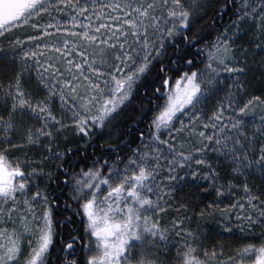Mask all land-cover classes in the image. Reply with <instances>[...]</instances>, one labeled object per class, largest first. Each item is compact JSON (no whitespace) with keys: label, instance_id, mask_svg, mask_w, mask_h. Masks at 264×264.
Wrapping results in <instances>:
<instances>
[{"label":"snow or ice","instance_id":"6c2138e0","mask_svg":"<svg viewBox=\"0 0 264 264\" xmlns=\"http://www.w3.org/2000/svg\"><path fill=\"white\" fill-rule=\"evenodd\" d=\"M211 2L0 0V264H172L173 257L158 254L170 247L175 264H212L217 253L186 226L191 217H176L171 229L159 218L184 187L195 198L200 181L218 197L243 188L247 207L256 210L244 219L264 224V107L256 111L264 94L245 101L247 53L238 66L245 50L237 44L250 23L253 59L264 53V0H214L218 9L207 23ZM225 16L230 23H218ZM24 28L36 34L19 35ZM50 30L60 35L42 44L38 36L52 37ZM41 48L61 53L63 70L51 57L45 67ZM258 67L264 73V59ZM128 110L139 117L97 154L93 138L111 137ZM64 131L78 138L75 147L53 151ZM24 146L43 147L47 157L33 166L14 151ZM46 159L59 162L56 187L61 195L68 189L75 208L68 199L61 208L38 182ZM252 177L261 181L256 194ZM64 212L70 215L60 220ZM61 224L82 226L88 242L70 232L56 249ZM169 231L180 239L170 241ZM228 261L264 264V232L258 245L245 244Z\"/></svg>","mask_w":264,"mask_h":264},{"label":"trees","instance_id":"16d2710c","mask_svg":"<svg viewBox=\"0 0 264 264\" xmlns=\"http://www.w3.org/2000/svg\"><path fill=\"white\" fill-rule=\"evenodd\" d=\"M218 9V5L214 2H211L210 7L208 8V17L206 18L207 23H211L212 17L216 15V11ZM232 19H235L233 17ZM218 23H225L229 24L230 21L228 20V17L225 16L223 21H219ZM198 28L206 27V24L204 22L197 25ZM244 29L247 30V34L243 35L241 39L238 41V45H242L245 51H242L238 53L240 66H243L245 53H247V73L244 76H241L240 79L243 80L247 84V94L244 96L245 99H248L250 95H262L264 94V73L260 70L258 65L260 64V61L264 59V53H261L260 55L255 56V59H253V54L256 52V49L254 48L253 44L250 43L251 41V27L246 26ZM253 33V32H252ZM0 74H3V68L0 67ZM32 87L34 86V81L32 82ZM134 104L136 101L133 102ZM140 113L128 110V114L126 117H118V120H123V123L120 124L119 127L112 130V136L111 137H105V140L102 142L100 140L94 139V145L96 148L97 154H99V145L101 143H104L105 146L110 143H117L115 137L118 134L123 133L124 128L126 125L129 124L130 120L135 117H139ZM141 128L144 127L143 124L140 125ZM68 141L64 143L63 150L66 148H74L77 142V138L74 136H68ZM82 148H86L88 153L91 154L93 152V145H83L81 143ZM135 147V145H133ZM59 162L54 161L52 166L49 164L51 168H47L49 172L51 173V180H49L50 184H48V188L52 191V194L55 196H58L60 199V207L63 208V202L65 199H68V202L72 205L73 208L76 207V204L74 201L69 199L70 193L68 189L63 190V195H61V190L56 187V175L58 172V168L55 166ZM250 186L253 187V194H256L261 186V181L258 177H252L250 178ZM201 184V191L198 195L193 198L191 192L192 190L189 187H184L180 192L176 193L174 196V199L172 201V206L166 208V211L162 214H160V221L161 225L163 227H166L168 229L172 228L173 222L176 217L183 216L187 214V216L191 217L190 221H185V224L188 228L197 230L198 235L200 236L203 244L206 246L208 251H212L213 249L217 253V257L212 258V264H229L228 257L234 256L237 252V250L241 247H243L245 244H259V237L262 232H264V224L261 225H255L257 231L256 233H252L250 235H243L242 233H234V232H228L224 229H222V225L225 224L226 214H225V200L227 199L226 196L218 197L215 193V190L209 187L207 183L204 181H200ZM207 188V191L205 192L204 189ZM238 189V188H237ZM243 190V188H240ZM225 197V198H224ZM260 199H264V196L260 197ZM181 204H187V205H194V208H182L180 207ZM208 205H211V209L208 207ZM201 212L203 214H201ZM66 216L70 215L68 212H64ZM65 216L60 215L58 218L60 220H63ZM75 219H79V217H76ZM80 225H73V224H61L56 227V233L57 235L54 238V244L55 248L58 249L61 246L62 239L66 242L69 233L71 232L73 235L79 234ZM64 229V234L62 235L61 232ZM78 230V232H77ZM83 237V240L85 243L88 242V238L86 236H83V231L81 235ZM168 238L170 241H177L180 238L175 236L174 232L169 231L168 232ZM163 247L162 245L160 246ZM155 251V250H154ZM222 253V255H221ZM161 258H165L167 256L173 257L172 264H175V254L176 249L171 248L167 251H161L158 253ZM52 255H56V250L54 249L52 251ZM154 259L155 257H150ZM200 258L203 259V253L201 252ZM254 259V256L251 257ZM139 259V257H137ZM133 264H135V261H133Z\"/></svg>","mask_w":264,"mask_h":264},{"label":"rangeland","instance_id":"374dc122","mask_svg":"<svg viewBox=\"0 0 264 264\" xmlns=\"http://www.w3.org/2000/svg\"><path fill=\"white\" fill-rule=\"evenodd\" d=\"M101 2L103 3H109L111 2V0H101ZM259 3V0H254V4L253 6H255L256 4ZM105 11H111L110 9H105ZM116 14V13H114ZM52 15L54 17L59 18L60 16L65 15V13H58L56 11L52 12ZM43 22H48V17L45 16L44 17V21ZM53 23L55 21H52ZM101 23H106L107 21H100ZM93 23H96L95 18H93ZM250 26L251 27V31L254 32L255 28L254 25L252 24H245L243 26ZM52 32V37H44V36H38V40L43 44L44 42H51V40L55 37L60 35L59 33H55L54 30H50ZM23 32H31L32 34H36V30L34 29H28V28H24L22 30L21 33H19V35L23 36ZM251 32V41L255 39V36L253 35V33ZM244 34H241L240 39L242 38ZM239 41V40H238ZM237 41V44H238ZM31 45H33L35 42H27ZM5 46L7 45V41L4 42ZM40 51H42L44 53V59L41 60V63L44 64L45 67H47V64L45 63V60H47L49 57H51V62L53 64H55L57 67H59L61 70H63V66H64V61L60 60V56L61 53H57L55 52L52 48L49 49H44L41 48ZM71 57H68V59H70ZM240 66V64L238 65ZM35 75V71H33V76ZM87 75V73H86ZM226 83L231 84V80H227ZM79 84H80V91L82 92L84 90V85L86 84V81H84L83 79L79 80ZM34 86H35V81H34ZM227 91V89L225 90V92ZM43 95V93H42ZM221 97L224 96V93L220 94ZM245 99V98H244ZM247 99H245L246 101ZM264 107V106H258L256 111L259 113L260 108ZM55 115L59 116L60 115V106H59V101H57V105H56V111L54 113ZM227 115V113H226ZM39 126V125H37ZM74 136L73 133L71 131H64L62 132L59 137L57 138V140L53 143V151H64L63 147H64V143H66L68 141V136ZM186 135V134H185ZM75 137V136H74ZM77 138V137H75ZM78 139V138H77ZM45 144H47V141L44 142ZM58 145V147H57ZM16 152L17 155H19L21 157V159H23L24 154H27V156L29 157V159L33 162V166H35V162L38 161L40 159L41 156L47 157V151L45 150V148L43 147H28V146H24L22 148H18L14 150ZM55 160L54 159H46L42 164H40L41 167L44 168L46 175L44 176L43 179L39 180L38 182L40 183L41 187L50 184L47 173H50L49 170H47V168H51L50 166L54 165L53 162ZM49 164H51L50 166H48ZM33 191H35V188L32 189ZM224 196H226V200H225V214H226V222L224 225H222V229L226 230V231H230V232H236V233H242L243 235H250L252 233H256L257 229L255 227V225H261L260 223H255L254 226H249L248 221L244 219V216L248 213H252L255 212V209H251L249 207H247V199L244 193V190H241L240 188L235 189L233 194L228 195L225 194ZM225 198V197H224ZM240 203H245L246 207L244 209L239 208V204ZM244 229V231H241V229ZM55 238V237H54Z\"/></svg>","mask_w":264,"mask_h":264},{"label":"flooded vegetation","instance_id":"af4514ba","mask_svg":"<svg viewBox=\"0 0 264 264\" xmlns=\"http://www.w3.org/2000/svg\"><path fill=\"white\" fill-rule=\"evenodd\" d=\"M62 215H63V216H66L65 213H63ZM62 230H63V231L61 232V234L63 235V234H64V229H62ZM78 230L80 231L78 235H81V233H82V226H80V228H79ZM78 230H77V232H78Z\"/></svg>","mask_w":264,"mask_h":264}]
</instances>
